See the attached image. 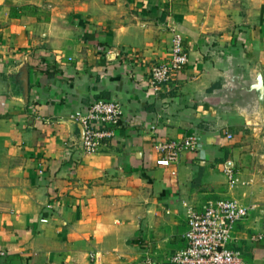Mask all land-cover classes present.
<instances>
[{
  "label": "crops",
  "instance_id": "obj_1",
  "mask_svg": "<svg viewBox=\"0 0 264 264\" xmlns=\"http://www.w3.org/2000/svg\"><path fill=\"white\" fill-rule=\"evenodd\" d=\"M176 35L190 62L153 87ZM101 98L125 121L89 154L72 115ZM224 198L258 205L229 247L264 264V0H0V264H168Z\"/></svg>",
  "mask_w": 264,
  "mask_h": 264
},
{
  "label": "built area",
  "instance_id": "obj_2",
  "mask_svg": "<svg viewBox=\"0 0 264 264\" xmlns=\"http://www.w3.org/2000/svg\"><path fill=\"white\" fill-rule=\"evenodd\" d=\"M190 56L180 35L173 38L169 57L153 64L149 81L151 86L159 87L169 82L173 76L182 72L189 64ZM83 128V148L87 153H96L105 139L115 136L124 123V110L121 104L111 99L95 100L84 111L72 115ZM200 137L189 134L184 138L160 141L158 150L161 157L158 166L170 167L180 161L183 153L199 147ZM230 183L236 182L232 167H226ZM235 198L209 200L203 209L189 208L185 234L187 245L176 251L168 264H254L244 259L241 252L229 247L234 229L238 222L246 219L253 208ZM264 211V204L262 205ZM46 221V220H44ZM254 235L253 240L262 239ZM138 264H165L147 256Z\"/></svg>",
  "mask_w": 264,
  "mask_h": 264
}]
</instances>
